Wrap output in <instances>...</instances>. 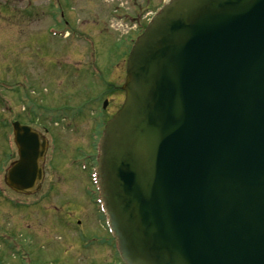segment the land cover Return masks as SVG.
Returning a JSON list of instances; mask_svg holds the SVG:
<instances>
[{
	"label": "water",
	"instance_id": "water-1",
	"mask_svg": "<svg viewBox=\"0 0 264 264\" xmlns=\"http://www.w3.org/2000/svg\"><path fill=\"white\" fill-rule=\"evenodd\" d=\"M100 142L125 264H264V0H171L134 43ZM7 185L39 189L47 143L13 124Z\"/></svg>",
	"mask_w": 264,
	"mask_h": 264
},
{
	"label": "rangeland",
	"instance_id": "rangeland-1",
	"mask_svg": "<svg viewBox=\"0 0 264 264\" xmlns=\"http://www.w3.org/2000/svg\"><path fill=\"white\" fill-rule=\"evenodd\" d=\"M164 3L138 2L142 8L138 10L133 0H0V183L18 159L14 122H35L43 131L38 123L52 119L55 128L47 137L51 142L54 133L59 139L54 141L46 163L44 189L47 191L49 185L53 189L48 190L45 204L42 264H100L102 257L101 264L116 263L110 231L93 197L96 189L88 159L96 155L103 131L100 124L124 102L119 87L125 83L130 42L137 34L126 29L136 25L127 23L123 28L116 22L113 11L118 10L116 16L128 13L138 17L140 13L146 23ZM107 99V113L102 115ZM8 139L13 146L10 154ZM5 202L0 197V224L11 229L25 216ZM75 228L78 235L95 240V246L90 247L93 254L79 250L73 236ZM19 238L11 240L22 246V255L28 256L27 244H21ZM0 239L3 241L2 236ZM1 240L0 255L4 254L5 264H26L28 259L22 262L12 257L18 245L14 243L13 251H7Z\"/></svg>",
	"mask_w": 264,
	"mask_h": 264
},
{
	"label": "flooded vegetation",
	"instance_id": "flooded-vegetation-1",
	"mask_svg": "<svg viewBox=\"0 0 264 264\" xmlns=\"http://www.w3.org/2000/svg\"><path fill=\"white\" fill-rule=\"evenodd\" d=\"M136 3L135 9L138 8V10H142L141 7H138V2H142L145 3L146 1L149 2L151 0H133ZM140 14V13H139ZM138 14V18H142V20H140V25H139V29L137 30V34H140L144 28H145V18L142 16H139ZM115 113H113L112 115H110V119L114 116ZM5 178L4 177V181H2L1 185H0V190H3L5 195L7 196L6 200V204L10 207V209H14L16 207V210L19 211L21 213L22 216H25L24 218H22L23 222L22 223H16L12 226L11 229H9L8 227H4L3 224H0V237L4 236L8 239V241H2L1 239V244L4 246L5 250L13 251V245L15 242H13L11 240V238H18V236L20 235L21 238V244H27V248L29 254L28 256L22 255V246L15 243V245H18L15 253L16 255H12L13 258H15L17 261L18 259L25 261L28 259V261L26 262V264H42V257H43V251L42 249L44 248V244L43 241L40 243L41 238H43V233L45 232V224H46V209H45V204H46V199L49 196V191L48 190H52L53 186L49 185L48 190L46 191L45 188V182H46V178L41 186V188L34 193H30V194H25V195H19L15 192H13L9 187H7L5 185ZM19 197V201H15L14 197ZM0 197L3 198L2 194H0ZM96 204H98V202L96 201ZM99 207V205H98ZM54 209H56V207H53ZM50 223L49 225H53L52 222H48ZM68 225V224H67ZM59 227V226H58ZM61 230H63L64 232H71L67 227H59ZM11 232V233H10ZM73 236L75 237V239L77 240V244L79 242L80 244V248L79 250L82 253H90L93 254V250H90V247L95 246L94 239L88 240L85 237H82V234L78 235V231L77 228H75L73 230ZM9 234V235H8ZM66 234V233H65ZM28 238L25 240L24 238L27 237ZM25 241V242H24ZM112 241V240H111ZM112 243V242H111ZM110 248V247H109ZM4 249L3 251L6 252ZM99 254H101L99 251H97ZM39 257H38V256ZM4 254L0 255V264H5V260L3 259ZM117 258V255H114V259ZM119 258V255H118ZM1 260H4L1 262ZM32 260V261H31ZM115 264H123V262L119 259ZM64 261V260H63ZM104 261V257H102L101 262ZM62 262V261H61ZM100 262V264H101ZM103 264V263H102Z\"/></svg>",
	"mask_w": 264,
	"mask_h": 264
}]
</instances>
